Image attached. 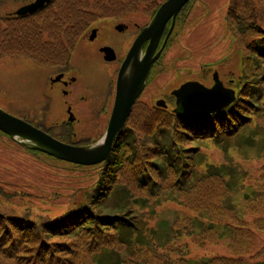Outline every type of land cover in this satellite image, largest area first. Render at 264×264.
<instances>
[{"label":"trees","instance_id":"obj_1","mask_svg":"<svg viewBox=\"0 0 264 264\" xmlns=\"http://www.w3.org/2000/svg\"><path fill=\"white\" fill-rule=\"evenodd\" d=\"M164 1L50 0L38 13L3 18L0 60L18 56L56 69L70 61L85 21L114 16L121 8L150 17ZM193 1L178 14L167 46ZM226 20L240 48L241 74L222 81L236 99L191 117L138 101L108 159L91 166L31 149L78 168L99 167L98 177L83 198L57 215L0 203V264H264V246L253 249L256 234L264 233V163L251 165V171L229 166L230 161L210 164L197 176L200 148L184 146L195 140L230 145L262 109L264 0H231ZM150 122L149 131L144 124ZM234 190L241 203L234 201ZM223 239L224 252L204 251ZM198 248L202 253L194 251Z\"/></svg>","mask_w":264,"mask_h":264},{"label":"rangeland","instance_id":"obj_2","mask_svg":"<svg viewBox=\"0 0 264 264\" xmlns=\"http://www.w3.org/2000/svg\"><path fill=\"white\" fill-rule=\"evenodd\" d=\"M25 2L0 0V15L16 12ZM230 3L231 0L192 2L184 24L167 46L147 92L164 94L188 82L212 87L215 72H219L225 82L230 78L237 80L241 74L240 48L227 25ZM139 5L141 9L144 6L142 3ZM153 16L150 14L148 17L142 12L133 13V19L140 24L147 22V18L151 20ZM2 28L3 23L0 21V35ZM49 74L47 66L28 58L4 55L0 60V108L22 118L20 111L26 109L28 104L41 101L44 91L50 94ZM257 80L253 79L256 86H260ZM143 97H146L144 103L151 105L147 93ZM260 106L262 109L253 115L252 125L244 130L242 138L233 139L230 145L210 140L184 143L185 147L193 145L200 148L197 176L203 174L210 164L220 166L230 161L229 166L236 165L251 171L253 166L258 167L264 163V97ZM167 109L174 112L171 107ZM144 125L149 131L153 126L152 122ZM28 148L0 132V203L5 208L22 210L28 207L34 215H57L64 212L75 198H83L86 189L91 188L98 177L99 167L78 168L56 162ZM234 192V201L241 203L242 200L238 199L240 194L236 190ZM167 195L175 199L172 194ZM174 204L171 201V205ZM179 213L180 216L184 215ZM226 241L223 239L219 245H209L204 251L224 252ZM262 246L264 233H257L253 249L256 251ZM194 251L202 253L199 248Z\"/></svg>","mask_w":264,"mask_h":264},{"label":"flooded vegetation","instance_id":"obj_3","mask_svg":"<svg viewBox=\"0 0 264 264\" xmlns=\"http://www.w3.org/2000/svg\"><path fill=\"white\" fill-rule=\"evenodd\" d=\"M35 1L26 0L19 9ZM44 6L32 13L18 14V9L16 12L2 14L0 21L4 27L3 18L35 14L42 11ZM147 20L144 24H140L133 19V13H127L121 8L114 16L85 21L87 28L75 44L70 61L59 65L56 69L48 67L50 94L44 91L41 101L28 104L26 109L20 111L22 119L72 145H90L101 139L112 116L120 67L135 39L149 24L150 20L148 18ZM165 37L164 30L155 52L157 54L161 51V54L154 62L146 86L136 102H145L146 97L143 96L147 93L151 106L164 109L171 107L175 112L177 107L175 91L178 88L175 87L164 94L147 92L152 76L165 56L167 49V43H164ZM147 45L148 43L145 50ZM107 55L113 59H107Z\"/></svg>","mask_w":264,"mask_h":264},{"label":"water","instance_id":"obj_4","mask_svg":"<svg viewBox=\"0 0 264 264\" xmlns=\"http://www.w3.org/2000/svg\"><path fill=\"white\" fill-rule=\"evenodd\" d=\"M189 1L165 0L149 24L135 39L120 67L112 116L101 139L85 146L65 143L2 108H0V131L31 149L70 163L91 166L107 160L133 105L146 86L154 62L161 54V51L157 54L155 52L167 24L171 22L165 44L175 27L178 14ZM48 2L50 0H36L19 9L17 13L35 12ZM106 58L113 59L109 55ZM213 78L212 87H205L198 82H188L178 88L175 91L177 95L175 112L184 117H191L206 115L228 107L236 99L235 90L225 86L218 72L214 73ZM158 105L166 107L162 103Z\"/></svg>","mask_w":264,"mask_h":264}]
</instances>
